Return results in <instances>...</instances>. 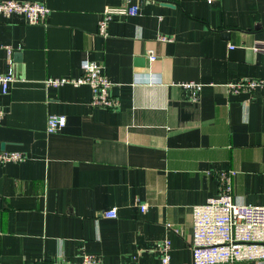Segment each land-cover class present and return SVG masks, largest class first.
<instances>
[{
	"label": "crops",
	"instance_id": "crops-1",
	"mask_svg": "<svg viewBox=\"0 0 264 264\" xmlns=\"http://www.w3.org/2000/svg\"><path fill=\"white\" fill-rule=\"evenodd\" d=\"M18 1L49 13L36 24L0 13V72L6 46L15 71L0 88V150L26 155L0 164V264H76L84 252L160 264L166 239L170 262L191 264L192 207L218 194L217 172L236 171L237 200L264 204V87H227L264 78V0ZM122 3L139 10L99 34L102 11ZM84 60L103 65L116 108L93 106L87 84L44 82L79 75ZM49 114L64 127L47 133Z\"/></svg>",
	"mask_w": 264,
	"mask_h": 264
},
{
	"label": "built area",
	"instance_id": "built-area-1",
	"mask_svg": "<svg viewBox=\"0 0 264 264\" xmlns=\"http://www.w3.org/2000/svg\"><path fill=\"white\" fill-rule=\"evenodd\" d=\"M211 3L213 0H201ZM138 5H108L102 11L98 20L99 34L106 35V27L115 16L134 15ZM0 13L4 16L12 14L23 15L28 23H44L49 9L41 1L0 0ZM161 40L168 37L160 36ZM8 53L7 69L0 72V88L6 93L15 79L12 49L6 46ZM153 51H148L149 60L155 59ZM46 85L58 87L63 84H87L91 89V104L93 106L114 109L118 106V98L111 94L112 81L104 72L101 63L84 60L80 63V73L77 76L48 77ZM180 85L185 89L198 88L195 81H184ZM227 87L232 92L253 91L256 87H264V78L239 79L229 81ZM3 109L0 108V119ZM66 124L63 115L49 114L46 118V132L54 133ZM23 152L15 150H0V164L21 162L25 160ZM236 174L233 169L216 173L218 194L209 197L204 203L192 207V259L191 264H220L241 261H264V204L244 203L237 200L232 192V178ZM141 208H145L142 205ZM106 217H116L114 208L104 211ZM171 241L166 239L162 245L160 264L170 262ZM68 264V263H55ZM76 264H101L100 260L84 252L81 261Z\"/></svg>",
	"mask_w": 264,
	"mask_h": 264
},
{
	"label": "water",
	"instance_id": "water-1",
	"mask_svg": "<svg viewBox=\"0 0 264 264\" xmlns=\"http://www.w3.org/2000/svg\"><path fill=\"white\" fill-rule=\"evenodd\" d=\"M228 32H224L223 34H226V36L228 35L227 34ZM137 62H138V65H142L143 64V59H137Z\"/></svg>",
	"mask_w": 264,
	"mask_h": 264
}]
</instances>
